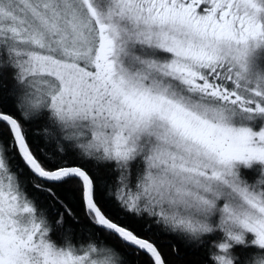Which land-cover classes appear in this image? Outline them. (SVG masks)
I'll list each match as a JSON object with an SVG mask.
<instances>
[{
  "label": "snow or ice",
  "instance_id": "6c2138e0",
  "mask_svg": "<svg viewBox=\"0 0 264 264\" xmlns=\"http://www.w3.org/2000/svg\"><path fill=\"white\" fill-rule=\"evenodd\" d=\"M0 264H264V0H0Z\"/></svg>",
  "mask_w": 264,
  "mask_h": 264
},
{
  "label": "rangeland",
  "instance_id": "374dc122",
  "mask_svg": "<svg viewBox=\"0 0 264 264\" xmlns=\"http://www.w3.org/2000/svg\"><path fill=\"white\" fill-rule=\"evenodd\" d=\"M248 174H249V176H251L253 173H252L251 170H250V171H248Z\"/></svg>",
  "mask_w": 264,
  "mask_h": 264
},
{
  "label": "trees",
  "instance_id": "16d2710c",
  "mask_svg": "<svg viewBox=\"0 0 264 264\" xmlns=\"http://www.w3.org/2000/svg\"><path fill=\"white\" fill-rule=\"evenodd\" d=\"M250 171V170H249ZM252 172V171H251Z\"/></svg>",
  "mask_w": 264,
  "mask_h": 264
}]
</instances>
